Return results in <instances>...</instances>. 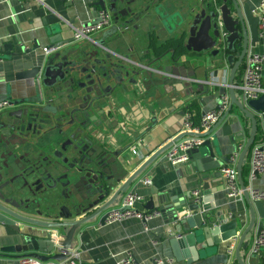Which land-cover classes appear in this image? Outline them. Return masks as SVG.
I'll return each mask as SVG.
<instances>
[{"label":"water","instance_id":"obj_1","mask_svg":"<svg viewBox=\"0 0 264 264\" xmlns=\"http://www.w3.org/2000/svg\"><path fill=\"white\" fill-rule=\"evenodd\" d=\"M69 1H71L69 5H72L73 0ZM124 1L92 0L87 8L94 11L98 8L104 10L106 6L112 8L117 19L120 17L115 30H122V34L132 23L136 32L143 29L148 40L152 37L162 39L163 32H166L170 35L165 40L169 48L151 62L162 60L167 53L170 54L167 61L170 60L171 64L178 63L181 59L183 62H188L191 58L198 60L199 64L192 66L193 73L185 76V80L188 85L207 87L202 93H207L208 90L215 92L218 88L228 90L230 103L227 111L207 132H182L153 152H141L145 159L126 178L123 176L124 180L123 177L107 176L106 171L109 170L113 174L116 169L122 175L128 173V169L122 167V162L127 165L129 163L121 160L120 155L129 151V145L115 148L113 152L101 150V147L93 142L96 140L95 134H92V141L89 139L94 156L87 162L73 157L68 163L69 159L66 157L62 160L65 166H61L46 158L43 159L44 163L39 164L28 159L21 170H18L15 167L17 164L9 159L10 154L1 152L0 257L6 254L19 255L22 258L32 257L40 262H60L66 259L63 251H68L72 247L73 237L81 225L95 218H98L99 223H104L106 211L127 191L137 177L154 163L162 167L166 162L165 152L174 142L196 135L206 139L202 145L188 151L192 167L202 175L210 170L217 171L228 163H235L238 182L248 206L249 225L240 232L237 230L239 222L235 217L224 220L221 212L209 213L212 204L208 203V199L198 197L197 200L186 201L182 194L172 196L169 189H159L157 186L151 188V196L145 206L150 211L154 208L160 210L163 228L169 224L173 225V230L168 229L170 232L164 240L169 244L177 261L192 262L194 249L198 251L207 247L212 248L237 237L234 257L239 264H245L239 256L240 250H246L249 245L244 238L254 226L257 225V229L263 227L262 221L256 222L257 216L259 219L264 218L262 200L249 196L243 181L242 167L258 130V114L264 113V93L256 99H249L246 105H243L236 94L234 80L250 47L256 45L264 35V31L259 32L258 16L250 8L247 0H213L207 4L199 1L195 8H189L184 14L185 17H180L178 21L174 19L175 16L161 15L154 9L142 11L134 6L126 13H122L119 5ZM55 15L60 22L55 26L46 27L44 31L48 42L43 47L45 51L43 62L14 73L15 80L19 83L16 90L26 92L29 87H33L35 96L38 97L22 95L14 98L8 95L6 100L13 106L25 103L29 108L31 105L40 104L43 105L41 106L43 111L56 112L57 108L53 110L54 107L51 105L54 103L55 106L62 104L61 107L58 106L59 110H66L68 96L70 98L71 93L70 85L77 81L79 90L83 89L87 94V112L92 113L95 112V105L109 98L113 90L123 89L126 83L132 85L141 82V78L147 79L143 73L146 69L141 63L143 55H140L139 51L134 50L131 54L134 57L132 59L127 54L103 51L104 55H99L98 50L87 52L80 45L73 47L74 39L63 37L65 29L62 24L73 31L75 15L68 19H64L57 12ZM95 19L94 17L92 21L82 23H93ZM139 21L143 22L138 23ZM147 22L149 31L145 29ZM14 33L16 32L11 34ZM17 44L18 46L14 39L4 43L0 47V59L17 61V64L21 65L29 63L31 61L29 53L39 45L26 49L22 41H18ZM145 54L150 56L148 52ZM147 71L162 72L157 68H150ZM72 73L75 76L71 75ZM82 79L84 82H81ZM30 82L31 85L28 84ZM40 92H44L43 95H38ZM233 107L245 118L250 119L248 137L237 160L231 157L237 151V141L244 140V130L240 127L238 116L233 114ZM65 114L68 113L65 111ZM158 119L154 116L149 118L150 125L133 139H141L151 131L152 125L156 124ZM232 124H238L240 129L233 131ZM95 125L92 123V129ZM219 125L222 128V135L227 137L231 147L228 153H223L220 139L214 133ZM85 139V136H82L74 144L73 150L77 151ZM82 151L85 152L79 149L78 154H82ZM129 158L126 156L125 160ZM89 165L92 168H86ZM203 185L205 190L209 189V185L206 183ZM54 193H59V196L51 197L50 195ZM186 197L190 198V193H187ZM164 231L167 232L165 228ZM60 236L61 240L57 245L56 238Z\"/></svg>","mask_w":264,"mask_h":264},{"label":"crops","instance_id":"obj_2","mask_svg":"<svg viewBox=\"0 0 264 264\" xmlns=\"http://www.w3.org/2000/svg\"><path fill=\"white\" fill-rule=\"evenodd\" d=\"M199 1L201 0H178L173 3L174 7L172 8L179 9L180 13L174 19L178 21L180 17H185L184 14L187 13L185 5L187 3H199ZM70 2L69 0H0V47L12 39H14L17 46V42L22 41L26 49H32L37 44L39 45L29 53L28 57L31 59L29 63L21 65L17 64V61L10 62L0 59V99H7L8 95L14 98H19L22 95H35L33 87H29L26 92L16 90L19 83L16 82L14 73L37 66L43 62L45 58L43 47L48 42L44 31L46 27L55 26L60 22V19L55 15L56 12L64 19L72 18L75 15L74 26L94 19L98 10L94 11L92 8H87L92 0H73L72 5H69ZM168 2L171 4L170 1ZM247 2L255 12L260 0H247ZM62 26L65 29L63 37L73 38V31L66 28L64 24ZM160 26L162 27V25ZM145 29L150 30L148 22L145 24ZM140 31L141 33L138 30L139 35H133L135 37H132L131 44L128 38L124 36L121 40V44H123L119 47L120 53L124 55L131 54L129 51L131 48L133 50L138 48L137 51L140 55H143V61L148 60L151 62L169 48L165 44V40L170 35L166 32H163L162 39L152 37L148 40L143 29ZM12 32L16 33L11 34ZM76 43L78 42H74L72 46L74 47ZM263 48L264 35L260 37L256 45L250 47L249 51L261 53ZM147 52L150 56L145 54ZM169 56L170 54L167 53V56L162 60L156 63H148L149 68L146 65V71H143L145 73L144 77L147 76L146 80L141 78V82L132 85L126 83L123 89L113 90L109 98L99 101L95 105V112L91 114L92 123L96 124L95 129L101 132L98 134L95 132L94 134H97V136L102 135L107 150L113 152L115 148L129 145L128 149H137L140 153L153 152L156 148L171 140L172 137L182 133L183 115L186 111H190L194 120L197 121L204 112L217 106V100L221 93L228 91L225 88H218L215 92L208 90L207 93H202L205 92L207 87L194 84L188 85L185 76L193 73L191 68L199 64V61L191 58L190 61L183 62L181 59L178 63L171 64L170 60L167 61ZM150 68H157L162 72L147 71ZM197 72L199 73L200 70ZM261 75L260 86L264 93V65L261 67ZM240 77L241 75L239 78H235V85L239 83ZM28 84L31 85V82ZM236 94L240 98L238 90H236ZM190 105L192 109H190ZM233 114L238 116L240 127L244 130V140L237 141V145H243L250 130V119L245 118L234 107ZM152 116L159 118L158 122L152 125L151 131L141 139L134 140L133 137L143 132L147 125H150L149 118H152ZM261 122H263V125L259 126L257 124V127H259V140L264 135V117ZM221 125L216 127L214 133L220 139L223 153H228L231 147L227 137L222 135ZM231 128H233V131L240 129L238 124H232ZM129 151L120 155L121 160L129 163L127 165L122 162V167L128 169V173L122 175L125 178L139 165L137 156H132ZM126 156L130 158L125 160ZM247 158L248 153L242 167V173L245 168V174L242 176L244 184L248 186ZM125 178L123 177V180ZM143 179H150L151 184H145ZM204 183L209 185L208 190L203 188ZM249 184L258 190L264 191V176L256 175ZM153 186H157L159 189H169L172 196L182 194L186 201L194 200L192 192L200 188L201 192L198 197H204L208 199L209 204H212L210 214L221 212L224 220L235 217L239 222L237 230H240V232L249 225L247 203H245L244 198L236 200L227 197L220 168L217 171L210 170V172L199 175L192 167L189 159L177 164L166 161L162 167L154 163L152 167L137 177L126 191L137 192L141 195L142 200L134 204L138 211L150 212L145 205L151 196L150 192ZM187 193H190V198L186 197ZM154 197L156 198V196ZM120 198L121 196L111 208L119 204ZM262 203L264 206V200H262ZM154 210L159 211V214L148 218L146 222L135 216L98 225V218H95L81 225L71 243V249L76 251L74 264H119L118 262L126 250L133 252L134 258L139 264H153L152 258L156 255L163 254L173 257L169 244L164 240L166 235L169 234V230H173V225L169 224L164 227L167 230L165 233L163 216L160 210L157 208H154ZM256 218V222L262 221L264 226V218L259 219L258 216ZM145 224L148 229H146ZM256 229L257 225L244 238V241H247L249 245ZM237 234H239V231H237ZM231 240L222 242L212 248L207 247L198 251L194 249L192 262L175 260L179 264H239L235 260L234 253L231 260L227 254ZM235 241L237 246V238ZM239 256L245 264H264V248L258 253L251 254H249L248 248L246 250L242 249ZM23 258L19 255L6 254L0 257V264H25ZM41 263L54 264L55 262L42 261Z\"/></svg>","mask_w":264,"mask_h":264},{"label":"flooded vegetation","instance_id":"obj_3","mask_svg":"<svg viewBox=\"0 0 264 264\" xmlns=\"http://www.w3.org/2000/svg\"><path fill=\"white\" fill-rule=\"evenodd\" d=\"M170 1L171 4L168 2ZM178 0H135L130 2V0H125L119 5V9L123 10L122 13H126L130 7L139 8L142 11L156 10L161 15L167 16L171 14L173 16H179V9L172 8L173 3ZM203 4L211 3L213 0H201ZM198 2L187 3V11L189 8H195ZM101 10V9H97ZM172 10V11H171ZM104 11L108 14L109 25L103 29L93 32L91 35L87 36L84 41L78 42L75 45L81 46V48L86 49V51L98 50L99 55H104V52L108 53H120L119 47L121 40L126 36L131 44L133 35H139L133 29V23L128 26L122 34V30H115V26L118 25V19L115 11L110 7H105ZM149 13V12H148ZM141 20V19H140ZM138 23H141L140 21ZM133 30V32H132ZM93 45V46H92ZM174 45V43H173ZM131 48V47H130ZM138 50V48H137ZM133 54V48L129 50ZM122 54V53H120ZM131 56L134 59L133 55ZM130 57V58H131ZM146 60V59H144ZM144 68H149L150 63L148 60L141 61ZM71 75L75 76L74 73ZM84 82V79L81 80ZM71 93L70 98L68 96V107L66 110L58 109V106L52 103L54 107L53 110L57 108L56 112L43 111V105H31L26 107V104H19L18 106H13L8 100L6 104L0 107V153L6 152L10 154L9 159L14 161L17 165L15 167L18 170L24 166L25 161L31 159L35 163H44L43 159H50L51 161L65 166L62 162L63 158L68 157V163L73 157L76 159H81L82 162L89 161L94 155L92 154V144L89 145V139L92 141V134L95 132L98 134L99 130L93 127L92 129V113L87 112L88 101L83 89L79 90L77 81L70 85ZM44 92H40L38 95H43ZM35 96V95H34ZM83 96V97H82ZM38 97V96H35ZM64 111V112H63ZM65 111L68 114H65ZM95 134L96 140L93 142L98 144L102 149H106L102 135L97 136ZM85 136V140L80 143L78 147L82 151V154H78V150H73L74 144L78 140ZM99 147V149H100ZM86 153V155H85ZM62 155L61 157H58ZM92 168L91 165L86 166V168ZM99 174V172L97 173ZM107 176L113 175L114 178L122 177V173L115 169V172L111 174L108 170L106 171ZM51 197L59 196L57 194H51ZM81 197V196H80ZM93 212V211H92ZM89 213H87L88 215ZM91 214V213H90Z\"/></svg>","mask_w":264,"mask_h":264},{"label":"built area","instance_id":"obj_4","mask_svg":"<svg viewBox=\"0 0 264 264\" xmlns=\"http://www.w3.org/2000/svg\"><path fill=\"white\" fill-rule=\"evenodd\" d=\"M259 19V32L263 33L264 31V0H260L259 5L255 11ZM95 21L93 23L85 24L81 23L78 26L74 27L72 37L79 42L84 41L87 36L91 35L93 32L99 31L104 27L108 26L109 18L108 14L104 10H98L95 15ZM264 65V48L261 53H255L248 51V54L245 57L241 68V79L239 83L235 85L236 90L240 93V100L243 105H246V102L249 99H256L261 94H263V89H261V67ZM6 99H0V107L3 104H6ZM230 98L228 91L221 93L218 97L217 106L204 112L197 121L194 120L193 114L190 111H186L183 115V122L181 127V132H195V133H204L209 131L210 127L214 125L227 111L229 106ZM264 117V113L258 114V124L259 126L263 125L261 120ZM260 122V123H259ZM206 138L199 137L196 135H190V137H184L176 142H174L171 147L165 152L166 161L171 164H177L184 162L188 157V151L190 149L199 147L202 145L203 141ZM237 151L233 153L231 157L233 160H236L239 153L243 149L242 144L236 145ZM129 153L132 156H137V163L140 164L145 158L137 149H129ZM248 165V186L246 185L247 192L252 199L264 200V191L254 188L249 182L255 178L256 175L264 176V135L257 142L251 145L247 163ZM220 174L223 178L226 195L229 198L242 200L243 199V189L241 188L238 182V172L234 163H228L220 168ZM145 184L150 185V179H143ZM201 189L198 188L194 190L193 197L194 200H197ZM142 197L137 192L128 191L125 192L121 198L120 202L116 207H113L106 211V216L104 218V223H113L116 220H121L127 217H139L142 221L146 222L148 218L158 215L159 211L153 210L150 212H140L138 211L134 204L138 201H141ZM100 224L99 221L97 225ZM146 229L147 226L145 224ZM236 238H232V242L227 250L229 259L233 257V253L236 247ZM61 240V236L56 238L57 245ZM153 242V240H151ZM264 248V226L260 229H256L251 239V243L248 247L249 254L258 253ZM63 251V250H62ZM66 255V259L61 260L60 262H55L54 264H74L76 251L71 248L68 251H63ZM23 262L25 264H42L40 261L32 257H24ZM153 264H179L175 258L166 256V255H156L152 258ZM119 264H139L134 258L133 252L131 250H126L121 259L118 262ZM229 264V263H227Z\"/></svg>","mask_w":264,"mask_h":264},{"label":"trees","instance_id":"obj_5","mask_svg":"<svg viewBox=\"0 0 264 264\" xmlns=\"http://www.w3.org/2000/svg\"><path fill=\"white\" fill-rule=\"evenodd\" d=\"M241 68H242V66L238 69V74L236 75V78H237V77L239 78V76L241 75V72H242V71H241ZM189 107H190V109H192V106H191V105H190ZM258 135H259V127H258L257 134H256V136H255V139H254L253 144L259 140ZM242 174H243V175L245 174V168H244Z\"/></svg>","mask_w":264,"mask_h":264}]
</instances>
